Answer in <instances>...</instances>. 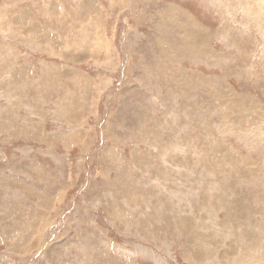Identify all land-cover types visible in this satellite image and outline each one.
<instances>
[{
	"label": "rangeland",
	"instance_id": "374dc122",
	"mask_svg": "<svg viewBox=\"0 0 264 264\" xmlns=\"http://www.w3.org/2000/svg\"><path fill=\"white\" fill-rule=\"evenodd\" d=\"M0 264H264V0H0Z\"/></svg>",
	"mask_w": 264,
	"mask_h": 264
}]
</instances>
